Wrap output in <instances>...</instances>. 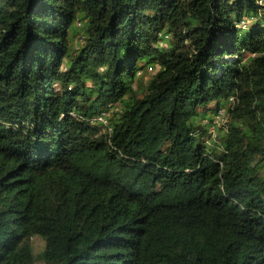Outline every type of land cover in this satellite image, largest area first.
I'll return each mask as SVG.
<instances>
[{
	"label": "trees",
	"instance_id": "16d2710c",
	"mask_svg": "<svg viewBox=\"0 0 264 264\" xmlns=\"http://www.w3.org/2000/svg\"><path fill=\"white\" fill-rule=\"evenodd\" d=\"M0 264H264V0H0Z\"/></svg>",
	"mask_w": 264,
	"mask_h": 264
},
{
	"label": "rangeland",
	"instance_id": "374dc122",
	"mask_svg": "<svg viewBox=\"0 0 264 264\" xmlns=\"http://www.w3.org/2000/svg\"><path fill=\"white\" fill-rule=\"evenodd\" d=\"M246 23H248V21ZM243 25H245V24H243ZM33 244H34V248H35L36 253H39L44 248V239L40 236H35L33 238Z\"/></svg>",
	"mask_w": 264,
	"mask_h": 264
}]
</instances>
